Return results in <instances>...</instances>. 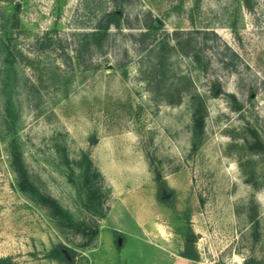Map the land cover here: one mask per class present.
<instances>
[{"label": "rangeland", "instance_id": "obj_1", "mask_svg": "<svg viewBox=\"0 0 264 264\" xmlns=\"http://www.w3.org/2000/svg\"><path fill=\"white\" fill-rule=\"evenodd\" d=\"M248 1L0 0V264H66L60 244L68 264H264V0Z\"/></svg>", "mask_w": 264, "mask_h": 264}, {"label": "trees", "instance_id": "obj_2", "mask_svg": "<svg viewBox=\"0 0 264 264\" xmlns=\"http://www.w3.org/2000/svg\"><path fill=\"white\" fill-rule=\"evenodd\" d=\"M108 18V23H115L118 25L119 20H120V14L117 12H110L107 16ZM108 25L100 26L99 28L103 31L106 32L108 29ZM95 35V33H92ZM202 119L203 117L196 118V123L198 126H202ZM94 141V140H93ZM11 167L12 170L14 171L15 175H17V186L19 190L22 192L30 193L32 195H37L36 188L34 185L29 181V179L25 176V170L23 166V161L21 158V154L19 152H14L12 156V162H11ZM158 181H160V176L158 177ZM86 186L92 190V187L89 183H86ZM170 198V197H169ZM40 199L42 200L43 203L47 204L51 210L56 213L60 214L61 211L59 210L58 205L54 200H50L45 198L44 196H40ZM95 233V231H94ZM195 239V236L193 233H189L187 235L186 241H185V249L184 252L181 254L185 258L193 259L194 258V253H193V241ZM74 250L65 246V245H57L55 246L51 251H50V256L54 259H57L58 261L62 263H70L71 260L74 259Z\"/></svg>", "mask_w": 264, "mask_h": 264}, {"label": "water", "instance_id": "obj_3", "mask_svg": "<svg viewBox=\"0 0 264 264\" xmlns=\"http://www.w3.org/2000/svg\"><path fill=\"white\" fill-rule=\"evenodd\" d=\"M246 3H247V6H249V1H248V0H247V2H246Z\"/></svg>", "mask_w": 264, "mask_h": 264}]
</instances>
